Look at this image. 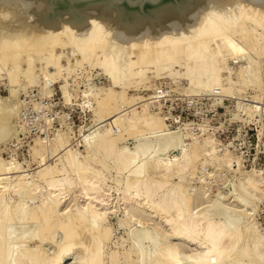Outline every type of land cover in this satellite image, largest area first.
Listing matches in <instances>:
<instances>
[{"label": "bare ground", "instance_id": "6f19581e", "mask_svg": "<svg viewBox=\"0 0 264 264\" xmlns=\"http://www.w3.org/2000/svg\"><path fill=\"white\" fill-rule=\"evenodd\" d=\"M0 26L4 27L0 30V64L10 61L11 85L18 79L20 57L26 55L36 57L44 86L49 88L47 80L54 82L67 69L60 63L62 54L56 53L65 45L80 56V64H94L110 83L107 89L93 91L90 87L82 93L83 99L95 104L91 105L93 121L99 125H93L95 129L83 138V159L68 149L56 165L45 166L46 154L56 156L55 146H65L60 134L46 144L39 137L33 140L31 154L39 157L35 176L0 156V264H60L74 250L76 260L70 264H181L178 255L183 251L176 242L183 239L199 244L194 252L185 253L192 264H264V234L253 222L242 223L217 205L192 209L206 194L190 182L198 165L224 169L227 152L218 154L207 135L200 137L203 129L198 135L182 133L184 124L167 126L150 110L149 101L127 94L128 88L144 85L150 70L157 75L183 76L192 92L221 97L238 94L254 79L258 81L255 63L264 57V0H0ZM230 60L238 62L237 79L230 73ZM26 70L33 84V70ZM172 85L159 87L164 95L185 89L184 83ZM10 90V96L17 95ZM259 98L253 96L252 102ZM234 103L236 118L240 115H235ZM136 104L143 109L133 107L122 113ZM11 108L0 109V143L10 137L7 123L18 107ZM263 110L264 98L260 118H264ZM263 126L264 122L258 129V141L264 145ZM124 135L134 136L132 147L125 145L124 138L129 136ZM189 138V145L182 147ZM218 145L239 153L234 137ZM235 156L243 170L253 167L264 176L262 168L255 164L244 168L241 156ZM111 168L116 170L112 176L115 191L125 203L121 219L132 238L128 247L115 251L105 247L112 232L107 221L112 208L108 207L111 195L103 186L111 188L106 182ZM254 171L239 183L238 191L249 195L239 206L246 208L241 213L252 210L257 193L264 194L263 187L259 188L264 186V177ZM43 185L46 189L42 191ZM71 191L77 192L72 194L73 203L62 204ZM36 197L39 203L33 205ZM145 211L163 220L152 226L153 231L133 226L149 219L142 215ZM13 222L32 225L17 229ZM167 231L174 240L166 238ZM56 233L62 239L49 253L43 246L55 241Z\"/></svg>", "mask_w": 264, "mask_h": 264}, {"label": "rangeland", "instance_id": "374dc122", "mask_svg": "<svg viewBox=\"0 0 264 264\" xmlns=\"http://www.w3.org/2000/svg\"><path fill=\"white\" fill-rule=\"evenodd\" d=\"M1 28L3 29L4 27L0 26V30ZM56 53L58 55L62 54L60 56V63L67 65V69L65 71L63 70L61 74L56 77L54 82H49L47 80V85L49 86L47 89L44 86L45 80L43 76H41L40 70L38 68L39 63L38 60H36V57L34 58V56H30L29 58V56L26 57V55H22L20 57L18 66L19 73H17L18 79L16 78L17 81H15V84L13 83L12 85L8 79V70L11 68L10 61H7L6 64H0L2 69L5 68V71L0 69V71H2L0 72V109L1 111H9L7 109L10 107H12L11 110L15 109L16 106L18 107L15 109L16 115L15 110H13L12 112L15 116L13 115L10 119L11 121L7 123V128H9L8 130L10 131V137L5 142L0 143V156L2 159L12 160L15 161V163L20 164L25 170L29 172L27 173L30 176L32 174V176L36 175V167H38L39 157L33 158L30 151L31 147L34 145L33 140L37 137L41 138L43 143L46 144L58 134H60L66 141L64 147L55 146L58 148L56 152L58 155L51 156L46 154L45 166H47V164L51 166L56 165L59 162L58 157L68 149H70L72 153L75 154V156L78 155L77 157L80 160L83 159V155L85 154L86 150V143H84L83 138L87 134L88 136L90 135L95 125L96 128L99 125L93 121L94 116L91 105L95 106V104H93V102L90 104L87 102V99H83L82 93L84 90L89 89L90 87L92 90L94 89L93 91L103 90L104 88L107 89L110 84L94 64L91 65V63L88 64L85 62L80 64L81 62H78L80 56L75 53V51H73L70 46L65 45L57 48ZM258 60L259 61L255 63L258 73V81L257 79H254L249 86L241 90V92H237L239 95L228 94L225 96L222 95L223 97H221V94L219 95L218 93H215L218 94L215 95L213 93L205 94L203 92L201 93L193 91L195 93L194 94L192 89H190L191 85L183 76H170L167 73H160L157 75L156 72L152 73L151 70L144 81V85L137 87L138 89L136 87L128 88L127 94L136 95L137 97H141V99H146L144 101L145 103L149 101L151 103L150 110L156 113L160 118L164 119L167 126H172V124L177 125L179 123L181 125L184 124V129L182 128L181 130L182 133L184 131H188L190 134L192 133L194 135H198V132L203 129V134L199 136L202 138L208 136L211 139L212 147L217 150L216 152L218 154H221L225 151L229 155L224 169H217V167H212L208 164H203L204 167L200 164L198 165L195 172L197 175L192 176L193 178L190 182L195 189H198V191L200 190L201 193L202 191H206V194L203 202L198 204L195 203L192 206V209L196 210V206H199L200 209L202 206L201 209L207 210L209 208L212 209L217 205L221 209L228 210L230 213H232L231 215L234 218H239L242 223L253 222L255 227H257V230L264 234V194L263 196L260 193H257V196L255 195V200L253 198L254 207L252 210L251 208L248 209L247 214L242 212L245 214L244 215L239 212L241 209H246L239 207L241 206L240 204H242L241 202L245 201V199L249 200L248 194H244L245 192H243V190L242 192L244 195L242 192H240L241 189L239 187V183L248 176H245L246 174H251L254 170L255 174L259 173L257 175L262 176V178L264 176L253 167L251 169L243 170L241 168L239 156H235L236 154L241 156V162L244 168H250L251 164H255L256 167H260L264 171V145L258 141V129L261 128V124L264 122V118L259 117L264 98V57ZM27 61L31 62L28 63ZM27 63L29 65L32 63L31 65L35 69H33L31 65L30 66L32 68L28 66ZM237 63L238 62L236 60L229 61L230 73L234 79L238 78L236 75L238 69ZM28 67L33 70H31V75L33 78H36V80H34L35 83L33 82V84H29L28 82L29 76L27 77L28 74H26V69ZM172 83H174L176 86H178L180 83H184L185 89L183 91L178 89L172 90L169 91V95H164V90L159 86L162 84L165 89L167 88L166 85L172 88ZM10 89L16 90L17 95L15 93V96H10ZM63 91H65V93ZM253 96L260 97L258 100L259 102H252ZM162 97L167 99H163ZM160 98L162 100H160ZM233 100H235L234 104L237 106V112L235 115H240L236 118H234L232 114L236 111L232 105ZM133 107H139V110L143 109L140 104H136L132 107H125L122 113L129 111ZM243 107L247 110L245 111ZM163 110L170 111L176 117L173 118V116L166 114ZM262 115L264 116V110L262 111ZM262 128L264 130V126ZM177 129L179 130V128ZM263 130H261V135H264ZM128 136L129 135H124V137ZM233 137L235 148L239 149V153L232 154L227 148L219 147L218 141L225 139L230 140ZM124 139V143L128 147H132L134 142H136L134 141V136H129L127 139ZM189 143L190 138L183 142L182 147L188 146ZM236 164H238V166H235ZM106 173L108 175L106 182L109 184V186L111 185V188L108 190L109 187H106L107 185H104L103 188L107 190L106 193L111 195L110 198L108 197V207L112 208V210L107 216V221L112 228V232L110 239L106 243V245L108 244L109 246L105 245V247L107 250L112 249V251H115L121 249L122 246L128 247L132 238L131 235L128 237L126 234L127 225L121 219L124 214L125 203L122 200H119L121 196L119 197L118 191H115V182L112 179V176L116 174V170L111 168ZM173 181H176V179H173ZM43 186L44 187L41 188L42 191L44 188L46 189L45 185ZM238 188L240 191H238ZM259 188H262L263 190H261L264 191L263 185H259ZM76 193L77 192L72 191L68 193L65 201H62V204H72L73 202L71 197L74 199L73 195H77ZM77 198L79 202L82 203L83 200L85 202V199L81 196H77ZM38 203L39 198L36 197L34 201H32V204L37 205ZM73 208L74 207H72V209ZM142 215L149 218L146 220L148 222H139V224H134L133 226L137 225L139 228L148 227L149 230L153 231L152 226L156 222H163L160 217L149 214L147 211L142 213ZM12 224L14 225V222ZM19 224L20 225H18L16 222V226L14 225V227H17V229H22L32 225L28 222ZM61 236L62 235L60 233H56L55 241H47L43 248L47 251L49 250V253L51 251L53 252L56 247L54 243L57 242V244H59L62 239ZM166 238H171L170 240H174L173 235L169 232ZM183 240L176 242L180 246V251H183V253L180 252L182 255L179 254L178 256L182 261L181 264H192V260L188 259L187 257L185 258V253L188 254L189 252H194L197 250V247L199 248V244L197 241L191 242L190 240ZM76 254V250L70 252V254H68L65 259L61 260L60 264H70L71 262H74L76 260ZM181 258H185V261H183Z\"/></svg>", "mask_w": 264, "mask_h": 264}]
</instances>
